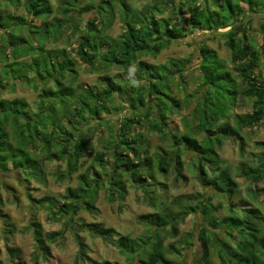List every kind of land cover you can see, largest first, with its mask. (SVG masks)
<instances>
[{
  "label": "trees",
  "instance_id": "1",
  "mask_svg": "<svg viewBox=\"0 0 264 264\" xmlns=\"http://www.w3.org/2000/svg\"><path fill=\"white\" fill-rule=\"evenodd\" d=\"M162 1L170 9L167 17L159 14L164 11L156 5L146 4L138 10L128 0H59L57 8H54L52 0H26L30 18L6 11L8 7L20 6L21 0H0V169L6 172L11 162L22 174L35 175L43 171L44 160L55 159L68 164L62 176L72 175L78 169L79 160L91 152L94 131L84 125L87 113L92 118L101 117L110 111L111 104H117V99L122 100L129 94L134 114L123 115L119 127L114 129L113 126L114 132L107 146L109 153L102 150L95 154L104 168L107 155L112 157L110 176L102 180L92 175L93 167L88 168L78 174V186L68 188L60 205L57 199H37L28 190L31 203L40 207L47 202L52 217H72L81 209L92 211L102 187H106L109 201L125 200L127 182L131 181L144 188L146 199L155 206L154 189L149 191L148 186L155 185L150 180L155 179L156 170L164 174L174 168L178 179H186L183 153H192L205 192L186 195L191 202L188 206L140 215L139 221L147 231L136 238L99 222H82L78 229L114 244L126 257L125 264H172L166 249L178 253L180 248L174 242L166 245V239L178 237L179 226L186 217L199 213L201 222L197 234L190 236L201 248L194 264H264V213L254 205L242 212L236 208L234 199L239 182L228 168L222 167L223 160L218 151L231 131L236 132L241 156L238 165L240 175L253 184L264 181V142L256 143L261 149L254 155L257 162L252 157L249 161L245 137L238 131V128L254 127L264 122V18L257 27L253 23L254 14H264V0H239L237 4L233 0ZM89 12L88 18L82 17V13ZM105 12L109 17L103 16ZM47 15L51 18L47 19ZM117 15L125 30L112 37L109 30ZM84 19L85 26L80 28L79 24ZM224 27H229L224 36L231 51V68L235 67L237 74V87H233L234 102L237 103L238 97H252L251 111L237 115L235 125H231L228 115L232 111L228 112V108L215 117L214 125L207 124L206 127L202 117L198 120L197 112L193 110L195 119L187 123L183 132L170 130L166 120L173 110L169 113L158 105V94L154 95L156 83L153 81L156 75H151L156 64L144 62L143 56L158 55L188 33H209ZM25 29L26 35L22 32ZM76 33L78 42L71 52L66 47L56 46L62 37ZM192 42L186 41L188 44ZM49 44L53 46L49 47ZM205 45L203 42L199 45V55L205 50L210 52ZM71 53L75 56L72 57ZM203 54V59L199 58L201 76L207 74L200 67L201 61L207 59ZM78 60L103 69L117 67L128 71L137 66L136 84L128 80L125 82L129 86H126L123 79L115 74L113 78L110 74L102 76L100 85L77 84L75 65ZM183 70L179 68L175 72L183 77ZM22 84L38 91L35 109L24 97L2 96L6 89L12 92L16 85ZM152 101H156L157 113L150 104ZM176 103L177 107L181 104ZM195 108L197 110L198 107ZM143 118L151 132L170 142V152L163 150L155 165L148 156L151 144L139 130ZM205 118L208 120L207 115ZM73 124L72 130L68 131ZM216 126H219L218 130ZM49 127L52 130L47 132L45 129ZM206 139L209 142L204 143ZM124 174L127 175L125 180ZM157 185L167 188L164 182ZM257 196L255 194L254 197ZM215 197H223L224 202L215 203ZM163 207L160 206L161 209ZM224 207L229 213L220 216L219 211ZM29 228L36 243L32 255L34 264L48 261L52 257L50 244L66 238L64 231L45 232L38 221L30 222ZM74 234L78 246L75 264H116L110 260L93 259L85 237L77 230ZM186 244L190 248L194 242L188 240ZM6 249L8 257L4 260L0 257V264H27L20 251L9 246L8 242Z\"/></svg>",
  "mask_w": 264,
  "mask_h": 264
},
{
  "label": "rangeland",
  "instance_id": "2",
  "mask_svg": "<svg viewBox=\"0 0 264 264\" xmlns=\"http://www.w3.org/2000/svg\"><path fill=\"white\" fill-rule=\"evenodd\" d=\"M25 1L21 0L20 6H11L4 9L10 13L23 14L30 17L26 11ZM58 1L52 0L54 8L58 7ZM233 1L235 4L239 3V0ZM128 2L131 6L138 8V10H141L146 4L151 6L156 5L164 11L162 13L163 15L159 13L164 17H167L170 11L166 7L167 4L165 5L162 0H128ZM90 14L91 12L82 13L81 15L83 18H88ZM103 16L109 17V14L105 12ZM48 17L47 19H50L51 15ZM263 18L264 14L262 13L254 14L253 23L255 27L258 26ZM85 23V19L81 20L79 24L80 28H83ZM124 30L125 26L120 16L117 15L109 33L112 37H117ZM227 30H229V27L218 28L215 32L209 33H205L207 31L188 33L180 41H174L169 44L158 55L143 56L142 60L144 62L156 64L151 71V75H156L153 81L156 83L157 91L159 90V93H157L156 89L154 91V95L158 94V105L164 107L165 111L169 113L173 110L170 116H167L166 120L170 130L183 132L187 127V123L195 119L193 110L197 112L196 116H198V120L202 117V122L206 127L207 124L214 125L215 117L218 114H222L228 108H230L228 112L232 111L228 115V120L231 125H235L237 115H244L251 111L253 103L252 97H238L237 103L234 102L233 87L235 85L237 87V82H235L237 74L235 67L231 68L233 66L230 62L231 51L228 45H226V37L224 36ZM22 32L25 35L28 34L26 29L25 31L22 30ZM76 36H78L77 33L76 35L70 34V37L64 36L58 41L56 46L66 47L71 52L72 47L78 42ZM186 41H193V44H188ZM202 42L206 43L207 45L205 46L210 50L209 53L206 50L203 52L207 56V59L203 62L201 61L200 65L201 69H204L203 73L204 71L207 73L203 74V76H201L199 61L201 57L203 59L204 54L201 53V56L198 51L199 45ZM52 46V44H49V47ZM71 55L72 57L75 56L74 53H71ZM27 60L30 61V59ZM75 67L78 70L77 84L85 86L100 85L102 83L100 78L106 74H110L112 78L114 74L119 75L124 80H122L124 85L129 86L125 81L131 80L130 82L132 84H136L134 78L139 72L137 66L131 67L128 71L118 69L117 67L103 69L100 66L94 68L80 60L77 61ZM178 67L184 68L183 77H179L180 73L176 74L175 71L179 69ZM144 70L148 72L147 68ZM212 75L216 78H213ZM37 94L38 91L33 87L22 84L16 85L12 92L6 89L2 93V96L5 98L24 97L29 101L31 107L35 109L38 102ZM131 100L129 94L122 100L117 99V104H111L110 111L108 113L104 112L101 117L92 118L87 113L88 119L84 122V125L92 128L94 131L91 152L79 160L78 169L72 175L62 176L68 164L66 161H58L55 159L44 160L42 162L43 171L35 175L28 173L22 174L11 162L6 172H2L0 169L1 259L4 260L8 257L6 249V242H8L9 246L20 251V256L24 262L34 264L32 255L36 249V243L29 224L30 222L38 221L42 224L45 232L64 231L66 237L64 240L50 244L52 257L48 261H41V264H75L78 252L74 234L76 230L85 237L90 248V256L93 259L98 261L110 260L116 264H125L127 262L125 260L126 257L120 253L114 244L94 236L87 231H80L78 226L82 222H99L106 227L115 228L121 234L136 238L145 234L147 231L146 226L139 221L140 215L158 211L167 212L170 208L178 210L191 203L185 197L186 195L192 194L195 196L196 194L205 192L197 175L196 165L192 158L193 154L184 152V174L186 179H178L174 168H170L164 174L156 170L155 179L150 180L155 184L153 187L148 186L149 191L154 189L155 206H152L150 200L146 199L147 193H145L144 188L131 181L127 182L128 193L125 200L109 201L106 187H102L94 202V209L92 211L81 209L72 215V217H52L51 211L47 207V202H44V205L40 207L31 203L27 195L28 190L37 199H57L59 201L58 205H60L63 200L62 197L67 193L68 188L78 186V174L86 171L88 168L93 167L91 170L92 175L102 180L110 176L109 170L112 168V157L109 154L107 155L104 168V165L95 158V154L102 150L109 151V147H107L108 141L111 139V133L114 132V129L119 127L120 118L127 113L134 114V110L131 108ZM176 101L181 103L179 107L176 106ZM150 104L154 106V113H157L156 101H152ZM196 106L198 107L197 110L195 108ZM206 115L208 116V120L205 118ZM74 125L69 127L68 131H71ZM139 128L140 131L144 132L146 140L151 144L148 156L151 159V163L155 165L163 150L170 152V142L167 141L168 139L159 138L157 133L151 132L144 118ZM191 128L196 129V126H192ZM216 128L218 130L219 126H216ZM45 130L50 132L52 127L46 128ZM238 131L245 137L247 150L250 153V155H247V160L250 161L251 157L254 159V155L261 151L256 143L264 142V122L254 127L238 128ZM190 134L195 136L192 133ZM237 139L238 134L231 131V134L223 142L222 147L218 149L223 160L222 167L228 168L234 178L239 182L237 195L234 199L235 206L242 212L244 208L254 205L259 207L264 213V181L259 184H253L246 180L244 176L240 175L238 165L241 161V156ZM205 142H209L208 139ZM255 160L257 162V157ZM126 178L127 175L124 174L123 179L125 180ZM158 182L166 183L167 188L164 189L161 185H157ZM27 186H29V189ZM211 193H215V190H211ZM255 194L258 196L254 197ZM213 201L215 203L224 202V198L215 197ZM160 206H164L163 209ZM228 213L229 211L226 207L219 211L220 216H226ZM200 222L201 215L199 213L189 214L179 226V236L176 238L168 237L166 239V245H171L174 242L180 248V252L178 253L170 251L169 248L166 249V254L172 264H194L197 261L201 254V248L195 238L192 237L190 239V236L197 234ZM188 240L194 242V245L190 248L186 244Z\"/></svg>",
  "mask_w": 264,
  "mask_h": 264
}]
</instances>
